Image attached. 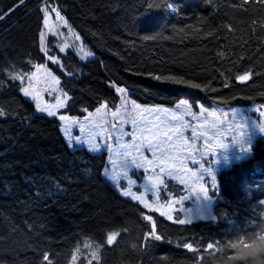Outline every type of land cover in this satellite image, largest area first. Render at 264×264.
Returning a JSON list of instances; mask_svg holds the SVG:
<instances>
[{"label":"trees","instance_id":"16d2710c","mask_svg":"<svg viewBox=\"0 0 264 264\" xmlns=\"http://www.w3.org/2000/svg\"><path fill=\"white\" fill-rule=\"evenodd\" d=\"M43 3L93 57L58 48ZM35 63L80 146L18 77ZM183 97L264 103V0H0V264H264V134L213 186L138 121Z\"/></svg>","mask_w":264,"mask_h":264},{"label":"rangeland","instance_id":"374dc122","mask_svg":"<svg viewBox=\"0 0 264 264\" xmlns=\"http://www.w3.org/2000/svg\"><path fill=\"white\" fill-rule=\"evenodd\" d=\"M41 8L48 33L56 39L61 51L73 49L83 60L93 57V52L56 5L43 3ZM44 76L60 82L43 63H35L28 73L18 74L35 89L37 110L57 115L69 145L80 146L83 138L74 133L75 117L62 112L69 94L60 90L55 100L46 99L37 87ZM138 121L147 133L167 146L178 163L190 161L198 177L209 178L216 186L218 171L246 157L255 138L264 134V103L233 107L201 101L193 103L183 97L171 106H149Z\"/></svg>","mask_w":264,"mask_h":264}]
</instances>
